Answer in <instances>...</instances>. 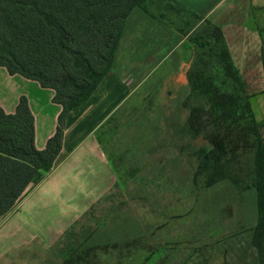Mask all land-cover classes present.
<instances>
[{
    "label": "trees",
    "instance_id": "trees-1",
    "mask_svg": "<svg viewBox=\"0 0 264 264\" xmlns=\"http://www.w3.org/2000/svg\"><path fill=\"white\" fill-rule=\"evenodd\" d=\"M164 2L177 5L172 0H0V67L53 90L52 102L61 107L43 150L34 147L33 116L25 97L19 98L13 114L0 109V217L51 170L66 116L86 103L112 72L128 18L134 13L158 18L156 7ZM187 38L196 55L184 82L173 78L165 92L167 103L158 109L165 122L164 146L183 151L198 138L207 144L197 153L193 191L226 184L249 217L235 232L220 235L214 248H221L226 260L245 252L253 264H264V119L254 118L220 29L203 22ZM177 42L175 36L173 43H164L160 58ZM178 71L177 65L175 75ZM140 198L155 225L118 215L113 227L86 232L62 264H180L178 241L163 234L176 215L156 199ZM203 225L201 234L186 241L196 244L197 252H204L206 244ZM203 257L196 264H205ZM187 261L191 257L181 264Z\"/></svg>",
    "mask_w": 264,
    "mask_h": 264
},
{
    "label": "crops",
    "instance_id": "crops-1",
    "mask_svg": "<svg viewBox=\"0 0 264 264\" xmlns=\"http://www.w3.org/2000/svg\"><path fill=\"white\" fill-rule=\"evenodd\" d=\"M172 1L177 5L164 2L156 8L160 15L165 13L167 17L171 10L181 15L176 20L177 27L169 22L160 27L155 18L136 13L128 18L112 72L102 79L86 103L66 116L61 149L51 170L38 183L27 187L0 223V257L16 251L18 246H14V250H4L14 238L39 239L50 245L108 193L115 174L96 133L150 73L178 52L177 48L184 38L201 23L208 22L220 29L254 118L256 121L264 119V103L257 102L254 107L251 104V98L260 95L254 89V78H261L258 72L264 71V15L252 20L251 14L264 12V0ZM175 36L178 37L177 44L170 53L160 58L162 45L173 43ZM123 53L128 54V61L122 69L116 70L115 65ZM188 67L184 68L180 61L178 70L182 72L175 75L176 82H184ZM146 70L150 72L140 76L139 72ZM140 77L142 80L138 82ZM53 96V90L41 88L38 83L19 75H9L0 67V109L6 114H13L19 98H26L33 116L34 147L37 150L45 148L56 129L61 107L52 102ZM8 225L11 228L3 232ZM3 242L6 244L1 245Z\"/></svg>",
    "mask_w": 264,
    "mask_h": 264
},
{
    "label": "rangeland",
    "instance_id": "rangeland-1",
    "mask_svg": "<svg viewBox=\"0 0 264 264\" xmlns=\"http://www.w3.org/2000/svg\"><path fill=\"white\" fill-rule=\"evenodd\" d=\"M174 11L171 10L169 17L164 13L160 15V20L155 18L154 21L160 27L167 25V22L177 27L176 20L181 15ZM259 15H264V12H252V20ZM177 51L150 73L113 114V119L98 131L101 149L115 168V181L108 193L71 223L50 245L39 239L14 238L4 250L7 252L18 246L16 251L3 254L0 264H62L66 254L81 241L86 232L113 227L118 215L136 219L142 225H155L147 202L140 196H147L151 202L156 199L163 207L168 206L171 214L176 215L177 220L170 223L163 234L165 238H175L179 243L177 263L181 264L191 257L192 261L185 264H196L202 254L205 264H253L249 253L240 251L226 260L222 249L214 248L220 235L235 232L241 225L238 226V223H244L249 217L245 208L236 203L234 191L226 184L217 185L208 191H193L191 178L197 164V153L207 144L198 138L183 151L164 146L167 141L165 122L161 109H158L167 103L165 92L175 79L176 66L181 61L185 68L196 55L187 37ZM127 61L128 54L123 53L115 69H122ZM149 72L140 71L139 74L142 76ZM178 72L180 74L182 70ZM258 74L261 78H254V89L260 95L251 98L253 107L257 102L264 103V71ZM141 80L142 77L138 82ZM213 203L217 204L216 209ZM9 213L0 218V223ZM249 216L254 219L253 212ZM201 224L205 227L202 234L206 244L202 246L204 252H197L195 250L199 248L194 247L196 244L190 243L188 246L186 241L201 234ZM249 224L252 225L253 220ZM10 228L8 225L3 232ZM38 234L42 236V233Z\"/></svg>",
    "mask_w": 264,
    "mask_h": 264
}]
</instances>
